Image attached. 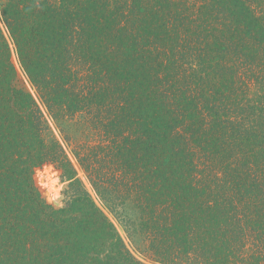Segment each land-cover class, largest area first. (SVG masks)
<instances>
[{
	"label": "trees",
	"instance_id": "16d2710c",
	"mask_svg": "<svg viewBox=\"0 0 264 264\" xmlns=\"http://www.w3.org/2000/svg\"><path fill=\"white\" fill-rule=\"evenodd\" d=\"M0 264H264V0H0Z\"/></svg>",
	"mask_w": 264,
	"mask_h": 264
},
{
	"label": "rangeland",
	"instance_id": "374dc122",
	"mask_svg": "<svg viewBox=\"0 0 264 264\" xmlns=\"http://www.w3.org/2000/svg\"><path fill=\"white\" fill-rule=\"evenodd\" d=\"M50 126H51L55 136L57 137V139L61 142L60 136H59L58 132L56 131V129L54 128V126L51 123H50ZM71 161H72V158H71ZM73 162H74V160L72 161V164L75 167L77 174H78V177H79L80 169H79V167H76V165H74ZM55 179H56L55 182H53L50 185L48 191L45 188H42V193H43V196H44V198L48 204L53 205L55 208H59L63 205L64 196L62 195V191L66 188V183H61L58 175L55 177ZM88 190H89L91 196L93 197V199H95V196L92 193V191L89 188H88ZM115 225H116V228L118 230V233L127 243L126 235L122 232V230L120 229V227L117 224H115Z\"/></svg>",
	"mask_w": 264,
	"mask_h": 264
}]
</instances>
